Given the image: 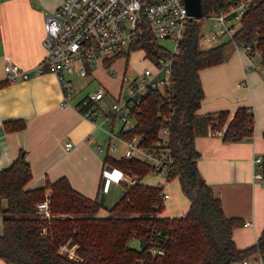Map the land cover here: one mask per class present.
Returning <instances> with one entry per match:
<instances>
[{
	"label": "trees",
	"instance_id": "16d2710c",
	"mask_svg": "<svg viewBox=\"0 0 264 264\" xmlns=\"http://www.w3.org/2000/svg\"><path fill=\"white\" fill-rule=\"evenodd\" d=\"M225 0H201L202 18L187 22L180 51L173 57L171 89L174 113L169 124L156 114L163 102L156 93H149L146 105L136 116L134 132L144 136L145 143L156 139L159 128L169 125L170 149L173 163L167 182L178 179L182 193L189 200L187 212L180 217H162V188L141 182L151 168L138 161H124L106 155L104 163L117 171L135 176L133 184L124 187L121 198L105 218H97L100 204L75 191L65 177L46 182L44 187L25 189L31 179L29 164L20 151L12 164L0 170V260L5 264H232L257 253L264 257V229L256 243L237 249L232 231L242 224L237 218L224 215L219 198L201 178L196 160L194 138L210 125L220 131L227 113L215 117L198 116L203 92L198 77L201 69L222 63L230 45L224 41L215 47H199L200 26L208 15L217 13ZM264 43V0H253L234 34L238 45ZM143 50L151 61L169 56L155 39L145 34L130 47ZM121 56L116 57L115 59ZM114 59V60H115ZM112 62V61H111ZM111 62L104 63L105 67ZM164 112L166 111L165 105ZM253 116L249 109L238 108L224 128L222 140L237 142L252 136ZM20 120L6 122V132L21 131ZM129 138L130 134H121ZM264 181V157L262 159ZM49 190V195H46ZM48 198L49 218H42L36 205ZM130 240L138 248L129 246ZM69 242L76 246L74 258L60 253ZM151 249L163 254H151Z\"/></svg>",
	"mask_w": 264,
	"mask_h": 264
},
{
	"label": "crops",
	"instance_id": "0c3cea01",
	"mask_svg": "<svg viewBox=\"0 0 264 264\" xmlns=\"http://www.w3.org/2000/svg\"><path fill=\"white\" fill-rule=\"evenodd\" d=\"M62 1L0 0V170L9 167L23 151L31 171L25 189L42 188L46 182L65 177L75 191L98 201L100 209L96 217L105 218L126 185L103 176L105 170H115L104 163L105 156H110L108 142L102 145L98 122L88 120L76 110V105L86 96L78 97L81 89L75 90L73 86V78L91 81L94 65L102 69L104 63L94 62L84 78H69L73 93L65 106L55 75L47 70L37 75L32 72L45 56L44 16ZM6 59L29 71L30 77L7 82L3 70ZM258 64L259 58H247L229 45L222 63L198 72L203 98L196 115L215 117L226 112L222 129L240 107L249 109L253 116L251 137L225 142L220 136L210 135L218 131L209 125L194 138L199 155L196 167L201 178L219 198L224 215L242 222L232 231V240L240 250L254 245L264 229V186L254 178L257 171L254 159L262 161L264 157V74L255 70ZM108 73L116 76L113 70ZM124 73L118 76L115 92L105 90L107 103L120 94ZM16 120L25 123L24 129L6 132L4 124ZM66 143H72L71 149H65ZM115 143L117 150L123 152V146ZM98 147L102 152L97 151ZM133 183L129 180V185ZM159 185L168 195L167 212H161L160 216H183L189 200L183 195L178 179L164 182L161 178L154 186ZM49 192L46 190V195ZM0 264L5 263L0 260Z\"/></svg>",
	"mask_w": 264,
	"mask_h": 264
},
{
	"label": "built area",
	"instance_id": "2783aa9c",
	"mask_svg": "<svg viewBox=\"0 0 264 264\" xmlns=\"http://www.w3.org/2000/svg\"><path fill=\"white\" fill-rule=\"evenodd\" d=\"M253 0H225L226 5L217 13L208 15L212 24L209 36L200 38L201 49H209L228 41L230 45L247 58L257 57L260 64L255 70L264 74V43L256 40L252 45H238L234 34L239 23ZM191 20L184 0H63L61 4L44 16V37L42 46L45 50L43 60L33 69L37 75L47 70L53 73L62 91V105H68L73 93L70 77L84 78L94 62L106 63L116 57L132 51L130 47L139 42L145 34L155 41L165 40L172 45V50L162 46L169 56L151 61L145 56L149 66L144 67L135 76L124 73L121 77V92L107 103V93L100 88L87 95L76 105V110L92 122H98L108 137L107 153L115 152L123 146L121 159L145 163L153 173L167 182L173 158L170 149L169 125L158 129L156 139L151 143L144 142L142 134L134 132L136 116L146 105L149 93L158 94L163 102L156 106V114L169 124L174 113L173 92L171 89V70L173 57L180 51V42L184 36L187 22ZM225 39V40H224ZM199 46V47H201ZM7 82L27 80L30 73L12 64L6 59L4 67ZM166 111L164 112V106ZM119 122L120 130L114 133L113 127ZM224 128L211 132V136L222 137ZM130 134L123 138L121 134ZM69 150L72 143H66ZM102 152V148H97ZM256 173L254 178H262V161L254 159ZM105 179L119 183L135 181L132 174L117 170L103 173ZM158 187H161L159 185ZM168 195L161 193L164 201ZM36 211L42 218L50 217L48 198L36 205ZM60 253L74 258V253L66 245ZM151 254H163L160 250L151 249ZM263 254L257 253L241 261V264H262Z\"/></svg>",
	"mask_w": 264,
	"mask_h": 264
},
{
	"label": "rangeland",
	"instance_id": "374dc122",
	"mask_svg": "<svg viewBox=\"0 0 264 264\" xmlns=\"http://www.w3.org/2000/svg\"><path fill=\"white\" fill-rule=\"evenodd\" d=\"M212 24H213V22L208 18L202 20V23L200 26V35L202 37H206V36L210 35L211 29H212ZM236 27H239V23H236ZM158 44L166 47L170 51L172 50V45L168 41L159 40ZM199 46H201V44ZM200 48H203V46H201ZM146 66H149V63L144 58V54L141 50L129 51V52H126L121 57L115 59L113 61V63L108 67H103L102 69L101 68L99 69L98 64H95L94 70H93V75H94L93 79L90 81L89 78L82 79V80L73 78V86H74L75 90L81 89L80 93L77 95L78 97H81V96L85 97L88 94L93 93L94 91H96L99 88H102V89L110 91V92H115V89L117 87L118 80L120 77L119 75H121V73L126 72L127 74H130L131 76H135L138 72H140ZM108 70L115 71L116 76H113L110 73H108ZM72 77H74V76H72ZM72 90H73V88H72ZM120 126L121 125L119 124V122H117L115 124L114 133L119 132ZM100 134H101V138L103 139L102 145L106 146V144L108 142V137H107L106 133L101 129H100ZM121 153H122L121 149H118L113 153L110 152L109 154H110V156H112L114 158H121ZM160 180H161V176L157 175L156 173L151 172V173L145 175L142 178L141 182L145 185L154 186ZM124 184L126 186L129 185V181H126ZM123 187H125V186H123ZM167 201L168 200L163 201L162 212H167V208H166V206H167L166 202ZM167 216H169V218H173V217H170V215H167ZM128 244L132 248H138V246H139L138 242L136 240H130ZM65 245L69 249L72 250L71 252H74L76 249V246L70 247L69 242H66ZM262 264H264V259L262 260Z\"/></svg>",
	"mask_w": 264,
	"mask_h": 264
},
{
	"label": "water",
	"instance_id": "95a60500",
	"mask_svg": "<svg viewBox=\"0 0 264 264\" xmlns=\"http://www.w3.org/2000/svg\"><path fill=\"white\" fill-rule=\"evenodd\" d=\"M184 4L191 19L202 18L201 0H184Z\"/></svg>",
	"mask_w": 264,
	"mask_h": 264
}]
</instances>
